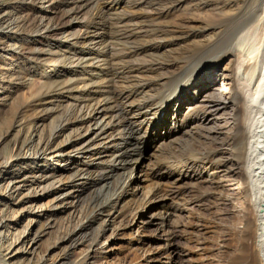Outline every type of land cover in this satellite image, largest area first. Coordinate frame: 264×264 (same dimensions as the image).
<instances>
[{"label": "bare ground", "instance_id": "1", "mask_svg": "<svg viewBox=\"0 0 264 264\" xmlns=\"http://www.w3.org/2000/svg\"><path fill=\"white\" fill-rule=\"evenodd\" d=\"M37 1L49 3L51 9L52 1L58 0ZM60 1L55 7L67 8L55 11L57 17L26 18L34 28L33 35L27 36L31 47L27 46L34 50L32 59L46 56L43 61L27 63L24 76H52L38 86L33 98L40 104L41 116L21 126L13 154L0 162V182L4 183L0 189L9 196H15L19 186L13 180L16 176L9 178L7 173L22 169V174L33 177L20 203L32 215L23 229L7 231L8 236L0 234V264H9L20 251L31 254L38 231L43 232L65 211H70L67 220L56 231L64 248L63 264H96L101 244L114 247L110 238H129L133 230L141 244L150 225L155 226L156 242L164 244L138 260L140 257L131 256H137L142 245L133 248L134 241L126 239L120 244L127 249L122 264H149L160 258L164 259L161 264H179L169 249L178 235L185 241L187 263L193 264L212 252L213 245L216 249L223 246L218 240L208 243L200 228L218 227L214 220L218 206L230 203L239 223L235 225V251L223 264H264V0H243L207 21L202 30L209 33V39L184 56L169 53L181 66L177 71L168 66L158 78L142 77L141 73L159 68L158 59L166 58V52L158 58L155 55L162 43L171 48L187 37L171 30L167 18L172 14L167 9L152 12L150 0ZM11 2L0 0V6L8 8L0 18V34L7 35L5 38L13 35L1 26L13 14L10 9L15 2ZM12 23L10 30L19 28L18 22ZM67 37L72 38L71 43L62 45L64 50L57 49ZM6 43L0 48V63L18 69L16 53L25 43L21 41L17 47L16 41ZM217 69L223 79L215 83ZM207 82L215 84L208 86ZM231 98H235L231 108L234 129L228 143L222 140L220 118L215 115L231 107ZM169 113L172 118L167 122L163 117L169 118ZM39 126V140L34 144ZM178 132L184 134L174 135ZM156 133L157 143L151 144L150 135ZM149 143L157 153L147 166L141 155ZM216 149L221 150L215 153ZM227 164L235 171L226 172ZM138 169L141 178L135 175ZM225 174L235 176L240 205L234 203L238 196L233 198L224 183ZM183 179L191 182L184 184L186 188ZM76 184L90 185L87 198L74 191ZM160 192V199L169 202L160 203L152 212L150 206ZM207 197L213 200L207 207H215L213 211L206 215L190 212L192 205ZM37 217L43 219L32 232ZM114 223L113 233L106 235ZM8 225L0 218V230ZM76 244L84 249L69 262L70 249ZM213 260L206 263L204 258L203 264H221L217 258Z\"/></svg>", "mask_w": 264, "mask_h": 264}, {"label": "rangeland", "instance_id": "2", "mask_svg": "<svg viewBox=\"0 0 264 264\" xmlns=\"http://www.w3.org/2000/svg\"><path fill=\"white\" fill-rule=\"evenodd\" d=\"M12 2H15L14 5H12V8L10 9L12 10L13 14L10 19L4 20L1 23V26H3V29L5 31H9L8 33H11L12 31L13 33L11 34L13 35H11V37L5 38V36L7 35L1 36L2 34H0V48H4L7 45L6 40H8L9 44H12L14 41H16L17 42L16 47L19 46V44H21V41H23V43L25 44H22L18 47L19 52L16 51L18 52L16 53V56L18 60L20 61V65H18L19 66L18 69L12 65H9V64L4 65L0 63V81H2L3 83L1 84V86L2 85L4 86V89L1 90L2 97H0V162L8 160L9 157L13 154L15 150L14 143L16 139L22 134L21 126L24 123L33 121L41 116L40 115V110H41L40 104L37 101L35 102L33 98L36 94L35 92L40 87V84H42L46 78H50L52 76V75L40 76L41 74L39 73L32 75L31 77L29 74L28 76H24L25 71L23 69L24 67H26L27 63L29 64L30 62H33L34 60L43 61L44 57L46 56V55H41L37 57V59H34V58L32 59L34 55V50L28 47L30 45H29V40L27 36L33 35L31 34V30H33L34 28H31V26L33 25L32 20L31 19L27 20L26 18L31 17V18L36 19L42 16H46V17L53 16L54 14L57 17L59 15V12L55 13V11L57 10L64 11L63 9L67 8L66 6H63V5L55 7L56 4L62 3L60 0L55 1V2L52 1L53 2L52 4H55V5L53 7L51 6L52 7L51 9L48 8L49 3H46V2L42 3V2H38L37 0L33 1V3H30V2L22 3L23 0H12ZM242 2L243 0H172V1L171 0H150V4L152 7L151 11L152 12L154 11L162 12L163 9H167L168 12L172 14L169 18H167V20L169 21L168 23H169V27L171 28V30L174 31L177 35L185 34L187 37L181 38L180 40H178V42L174 43L171 46V48H167V46L162 43V47L157 50L158 53L155 55L158 58L162 55L161 54L162 52H166V58L164 59V57H162L161 60L158 59L159 68L154 67V69L150 70L149 72H142L141 73L142 77L150 76V77L158 78L160 74L167 72L166 68L170 65L176 68L175 71H177V69L181 66V63L177 62L174 59H171L172 56L169 55V53L170 54H180V56H184L185 54H187V52H190L192 49H196L197 46L199 47L201 45L202 40H203L202 42H205L206 40L209 39L208 38L209 33H205L204 30H202L205 27L206 22L209 20L216 19L220 15L221 11L234 9L237 6V4L240 5V3ZM21 3L22 5L20 6ZM164 6H167V7H164ZM3 9L8 10V8L5 9L2 6H0V18L2 17ZM162 17L160 18V20L163 19ZM3 19H4V16H3ZM11 21L16 22V23L18 22L20 24L19 28L10 30V26L13 25ZM158 22H161V21H158ZM69 25H71V23ZM63 31H65L64 32L65 34L67 29H64ZM195 34H197V36ZM63 40H66V41L64 42ZM71 41H72L71 37H67L66 39L64 38L60 40V43L57 45V49L64 50L62 45H64L65 43L70 44ZM41 44L42 43L40 42L37 44L38 48L41 47ZM45 45L46 47H48L49 43L45 42ZM52 48L54 49V47ZM162 49L164 50L161 51ZM144 58L149 59L148 56H144ZM194 65H198V64L196 63ZM214 75H218V78L216 77L214 78L215 83L218 81H221L220 79H223L220 69H217L214 72ZM215 83L207 82L206 85L210 84V86H213ZM201 89H202L201 93L203 94L204 88L201 87ZM207 89L209 90L210 87ZM198 96L199 95L196 96L194 101L197 100ZM162 98L160 100H162ZM228 102L231 107L227 108L226 111H223V114L217 113L215 117L220 118V121L218 123L221 124V130L223 131L222 140H225L229 143L230 138L228 137L232 136L233 129H234V126L232 124V117L234 119V116L232 114L231 108L235 106V98H231ZM200 105L203 106L205 104L203 102ZM186 107H187V103L183 106L182 110L185 111ZM221 112L222 111H220V113ZM168 116L170 119L164 116L163 120L165 118V121L170 122L172 115H170L169 113ZM207 117L208 116H205L203 120L206 119ZM210 118L211 117H209V119ZM218 123H216V125H219ZM191 125L192 124H190L186 129H189ZM207 125H209V123ZM40 127L41 126L38 127L37 133L33 137L34 144H36L38 142L37 140H39V133L41 131ZM158 131H160V129ZM183 134L184 133L181 134L180 132H178V133H175L174 135L181 136ZM156 135L157 133L154 134V136L153 134L150 135L149 140H151L150 142L151 144L157 143V140L155 141ZM150 143L146 149V152H143L141 155L143 156L142 163L147 166H149V164L151 165V162L154 161L153 155L157 153L156 150L154 152V148L152 149L150 147ZM219 150L221 149H216L214 151L215 153H217ZM225 151L227 153H230L229 147H226ZM94 161H97V160H94ZM226 169H227L226 172L230 170L229 171L230 173L235 171V168L230 164H227ZM22 171H23L22 169H18V171L16 169L14 172H10L6 174V177H9V178H12V177L14 178L16 176L13 180H15V183L19 186V189H18V193L15 196H9V194H5L2 191V189H0V218L6 219L9 224L7 228H2L0 230V234L2 235L6 234L8 236L9 233L7 231L13 232L14 228L23 229V227L28 221L27 219H29V217L32 215L31 212H27L26 207L23 208L22 205H20V203H22V201L25 199L24 197L28 190V182L30 178L33 179V177L27 176V174L25 175L22 174ZM135 175L141 178L142 172H140V170L138 169ZM8 179H6V181ZM223 179H225L224 183H226L228 190L230 192H233V196H234L233 198H235V195L238 196L236 199L233 200L234 203L237 205H240V201L242 199L239 193L235 191L236 190L235 189V176H233L232 178H229L227 177V174H225ZM182 181H183V186L184 184L191 183L189 180H185V179H183ZM198 181L205 183L207 186H210L211 184L210 180H207L206 182L202 180H198ZM161 182H165V181L161 180ZM1 184L3 185L4 183L0 182V186ZM85 186L86 185H78V184L74 186V191H77V193L82 194L83 198H87L89 196V191L91 190L90 185L86 187ZM168 186H171V185H168ZM190 186L192 187L193 184H190ZM190 186L188 185V187ZM186 187L187 186H184V188ZM166 188H169V187H166ZM35 189L39 190V188H35ZM162 193L163 192L158 193V199L155 202H152L151 204L152 206H150L153 209L152 212L158 209V206L160 203L169 202V200L160 199ZM159 200H162L163 202ZM212 202L213 200H210V197H207L205 199L203 198V200H201V204L199 205L194 204V206L193 205L191 206L190 212L191 213L193 212L194 214L198 212L199 214H204V215L209 214L210 210L213 211L212 208H215V207L207 208L208 205L209 206L213 205ZM194 207L195 209H192ZM232 208H233V205L231 203L230 204H219L218 209L216 211L217 214H215V218H217L218 220L214 219L216 220L215 223L218 222V225H217L218 227L212 228V229L200 228V233H202V236L206 238L205 240H207L208 243H212L213 245L218 240L217 242L220 244H223L224 247L221 246L220 249H216L215 245H213L212 246L213 251L210 253H207L208 256L206 254L205 256H203V258L201 257L202 258L200 259L201 261L197 260L195 261L196 263L193 262V264H198V262L199 264H203L205 263V261L206 263L211 262V261H214L213 260L214 258L215 259L217 258V260H219L221 264H223L229 259V256H231V253L235 251V225H238L239 220L235 219V209L233 210ZM77 209H79V207H77ZM14 211L17 213V215H15ZM35 212L38 213V211H35ZM69 213L70 211H65V212H62L61 214H58L55 217L54 223H51L48 227H45L46 229L43 232L38 231L37 236L35 237V242L32 247L33 250H31V254H28L26 251L21 254V251H20L18 252V257H15L13 259L11 258L9 260V264H18V263L20 264V262L21 264H35L36 262H37L36 264H40L42 261L43 262L41 264H63L62 258L64 256V250H63L64 248L63 246H60V241H57L58 236H60V234H58L57 232L59 231L58 225L63 220H67ZM174 213L177 214V212H174ZM20 214H21V219L19 218ZM40 219L42 220L43 218L41 217L35 218V221L32 223V226L30 228L32 232H35L37 228V224L40 223ZM115 227H116V223L111 225L106 230L105 232L106 235H110L111 233H113ZM205 230H207V232ZM155 235H156L155 226L150 225L148 227V232L145 233V236L143 235L140 238L143 240L141 244L139 240L136 241V238L138 235L135 234L134 230L132 231V235L131 237L129 236V238L127 237L118 238L116 240L117 242L114 240V238H110V240H113L111 241L112 243L115 242L114 247L112 246L108 247L107 243L101 244L102 246L100 245L97 251L99 252V254L97 253L98 261L96 264H122V261H123L122 256L124 255V253L127 252L126 251L127 249L124 246L120 247L121 246L120 244L124 245L122 242H125L126 239L134 241L132 243L133 248H136V247L139 248V246L142 245L143 248H139V254L137 256H134V255L131 256L133 259L140 257V259L138 260H142L143 259L142 255H146V254L149 255L152 249H155L157 246H159V243L164 244V242L157 243L156 242L157 237H155ZM162 238L164 239V237ZM182 239L183 238H181L179 235L175 236V238L172 239V245L170 246L169 249L172 251L171 255L175 259V263L179 262V264H186L187 263L186 253L188 252H187L186 246L184 245L185 241H183ZM56 244H58V246H56ZM83 249L84 248H82L81 245L76 244L75 247H72L70 249V255L68 256L67 260L69 262L74 260L83 251ZM224 250H227L228 253L225 252ZM204 258H205V261H204ZM38 260L40 262H38ZM163 260H164L163 258H160L159 261L157 260L152 261V262H149V264H161ZM187 264H191V261H188Z\"/></svg>", "mask_w": 264, "mask_h": 264}]
</instances>
